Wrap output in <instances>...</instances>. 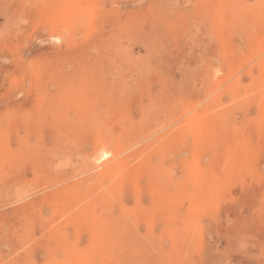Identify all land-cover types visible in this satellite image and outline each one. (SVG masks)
Here are the masks:
<instances>
[{"label": "rangeland", "instance_id": "1", "mask_svg": "<svg viewBox=\"0 0 264 264\" xmlns=\"http://www.w3.org/2000/svg\"><path fill=\"white\" fill-rule=\"evenodd\" d=\"M0 264H264V0H0Z\"/></svg>", "mask_w": 264, "mask_h": 264}]
</instances>
